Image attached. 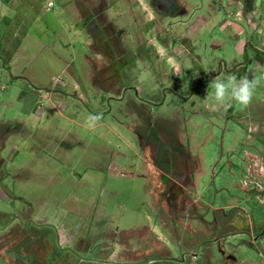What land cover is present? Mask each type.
<instances>
[{
    "label": "rangeland",
    "instance_id": "1",
    "mask_svg": "<svg viewBox=\"0 0 264 264\" xmlns=\"http://www.w3.org/2000/svg\"><path fill=\"white\" fill-rule=\"evenodd\" d=\"M78 1L0 0V264H264L238 233L264 216V0ZM90 10L125 30L113 66ZM239 66L251 102L214 110Z\"/></svg>",
    "mask_w": 264,
    "mask_h": 264
},
{
    "label": "flooded vegetation",
    "instance_id": "2",
    "mask_svg": "<svg viewBox=\"0 0 264 264\" xmlns=\"http://www.w3.org/2000/svg\"><path fill=\"white\" fill-rule=\"evenodd\" d=\"M244 1V5L246 6V10L252 8V3L255 0H243ZM164 6V5H161ZM250 7V8H249ZM239 71L234 72L235 77H240L243 75H247L246 73V66H239ZM233 107L235 109V103L233 102L232 105H230V107ZM264 116V113H262L261 111H259L258 109H256L254 111V117L255 118H262ZM250 131V130H249ZM251 134L253 135V133H255L253 135L254 139H255V143L258 144V147H255L253 149H255L256 152L260 153V156L256 157V164L258 165V170H254V169H250V167L248 168V170L250 171H254L252 172L255 177V183L259 186L260 189V195L261 197H264V122L262 124H259L257 128H254L250 131ZM149 134L151 135V138H153L154 133L153 131H149ZM176 151H174L175 153ZM254 153V151H253ZM253 159L250 158L249 161V165L251 164L250 161H252ZM251 173V172H250ZM170 189V187L168 188V190ZM240 228V232L238 233H243V234H247V237H249V239H251V241L249 242V244L255 248V251L257 253V255H262L264 258V216L263 218H261L258 222H255L254 225L250 226L248 223L243 224ZM242 228V231H241ZM219 251H220V255L219 257L221 258V262L220 264H239L237 261V258L235 257V255L231 252H227L225 250H223L222 248H220V245H218ZM264 263V260H263Z\"/></svg>",
    "mask_w": 264,
    "mask_h": 264
},
{
    "label": "clouds",
    "instance_id": "3",
    "mask_svg": "<svg viewBox=\"0 0 264 264\" xmlns=\"http://www.w3.org/2000/svg\"><path fill=\"white\" fill-rule=\"evenodd\" d=\"M209 70L217 71L218 68L213 64L209 66L207 71ZM208 86L214 90L211 98L215 103L210 106L216 110L223 107L229 98L242 107L247 106L253 98L255 81L246 77L238 80L235 76H229L225 79L214 78ZM100 118L99 115H89V126L95 124Z\"/></svg>",
    "mask_w": 264,
    "mask_h": 264
},
{
    "label": "trees",
    "instance_id": "4",
    "mask_svg": "<svg viewBox=\"0 0 264 264\" xmlns=\"http://www.w3.org/2000/svg\"><path fill=\"white\" fill-rule=\"evenodd\" d=\"M76 1H78V0H76ZM79 5H80L79 7L82 8L80 2H79ZM85 8H86V6H85ZM81 11L84 12L85 9L82 8ZM98 15H99L98 12L95 13L92 10H90L87 14L84 13L83 16H82L83 17L82 25L84 27H86L88 22H91V20L94 19L96 21L95 23H92V27H90V28L87 27V29H86L89 32V35H92V37H93L94 48H95V50H97L98 46L103 45V48H105V49L102 51V54L105 55L107 53V55H109L110 57L114 58L117 55V53L119 52V50H122V48L119 45L120 39H118V38H117V40L113 39V41L107 40L106 29H103V27H104L103 24H102L103 20L100 17H98ZM116 33L119 35V38H120L121 31L117 30ZM122 51H123L122 53H124V50H122ZM153 136H155V133H154ZM154 140H156V142H159L158 138L154 137ZM174 146H175V150L174 151L177 152V151L180 150L179 148H177V150H176L177 146L176 145H174ZM169 147H171V146H169ZM171 148H173V145H172ZM159 149H160V147H159ZM164 150L167 152L168 148L165 147ZM159 160H160L159 157H157V159H155V163L158 164V165L160 164L159 162H161ZM162 179H163L164 183H166L168 181V177H166L164 175L162 176Z\"/></svg>",
    "mask_w": 264,
    "mask_h": 264
},
{
    "label": "crops",
    "instance_id": "5",
    "mask_svg": "<svg viewBox=\"0 0 264 264\" xmlns=\"http://www.w3.org/2000/svg\"><path fill=\"white\" fill-rule=\"evenodd\" d=\"M172 1H174V0H172ZM176 1V0H175ZM155 2L157 3V4H160V5H164V4H166L167 2H169V0H155ZM4 4H6L7 6H10V2H9V0H7V2H3ZM135 4V3H134ZM162 9H163V7H162ZM160 10H161V8H160ZM144 14H145V16L143 17V20H142V24L144 23V22H146V28H149V29H151V27L153 26V20L155 19V9H153V7L151 6L150 8H147L146 7V9H144V12H143ZM103 16H104V14H103ZM134 18H135V15H134ZM144 21V22H143ZM105 22H107L108 23V30L106 29V31H109L108 33H107V40H110V41H113V39L114 40H117V37H116V35H115V30L117 31V30H120L117 26H113L112 25V23H110L108 20H105ZM111 25H110V24ZM111 29V30H110ZM121 31V35H123V31H125V30H120ZM113 32H115L114 34H113ZM112 34V35H111ZM117 34V33H116ZM110 35V36H109ZM118 39H120L119 37H118ZM120 42H121V39H120ZM100 55V57H98L95 61L97 62L98 60H101L100 58H102V57H104V56H106V58H108V61L109 62H111V65L113 66L114 64H113V61H114V59L112 58V57H110L109 55H107V53L104 55V54H99ZM100 62V61H99ZM97 67H98V69L96 68V71H99V65H97ZM113 68V67H112ZM100 72V71H99ZM114 74H115V72H114ZM112 76H113V72H112V74L110 75V77H111V79H112ZM93 78H94V80H99L100 79V77H99V74H97V77L96 76H93ZM51 89V88H50Z\"/></svg>",
    "mask_w": 264,
    "mask_h": 264
},
{
    "label": "built area",
    "instance_id": "6",
    "mask_svg": "<svg viewBox=\"0 0 264 264\" xmlns=\"http://www.w3.org/2000/svg\"><path fill=\"white\" fill-rule=\"evenodd\" d=\"M52 3L51 2H49V5H51Z\"/></svg>",
    "mask_w": 264,
    "mask_h": 264
}]
</instances>
